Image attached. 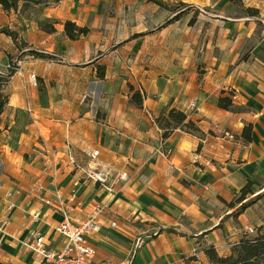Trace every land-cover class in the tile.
<instances>
[{
  "label": "crops",
  "instance_id": "obj_1",
  "mask_svg": "<svg viewBox=\"0 0 264 264\" xmlns=\"http://www.w3.org/2000/svg\"><path fill=\"white\" fill-rule=\"evenodd\" d=\"M161 1L187 7L58 0L36 15L39 5L6 12L0 6V27L27 44L20 48L0 32V66L10 56L18 62L0 114V222L9 221L0 233V264H30L20 240L60 220L28 193L34 182L67 192L81 169L108 172L111 191L87 182L77 185V195L105 206L90 241L95 259L109 264H178L203 233L219 244L220 222L232 210L222 200L235 198L248 179L254 193L264 185V0H240L257 17L229 12L230 0ZM42 19L57 20L55 31L40 29ZM65 20L89 32L70 40ZM29 48L51 58L23 53ZM231 91L232 102L248 111L218 107ZM134 92L140 106L130 100ZM171 109L202 135L178 127L163 139L156 119ZM246 123L253 126L248 143L240 136ZM150 234L132 258L134 240Z\"/></svg>",
  "mask_w": 264,
  "mask_h": 264
},
{
  "label": "built area",
  "instance_id": "obj_2",
  "mask_svg": "<svg viewBox=\"0 0 264 264\" xmlns=\"http://www.w3.org/2000/svg\"><path fill=\"white\" fill-rule=\"evenodd\" d=\"M15 66L14 60L7 61L0 66V75L7 74L10 69L14 70ZM30 81L36 84L34 74L30 75ZM190 106L195 107L194 100H191ZM167 153L171 154L170 148L167 149ZM97 155V151L89 153L92 159ZM67 157L69 162L74 164L75 160L69 148L67 150ZM81 172L82 176L78 184L94 182L109 191L112 190L108 184V172L97 168L81 169ZM124 176L125 174H122L120 178ZM78 184L69 188L67 192L56 187L52 189L45 188L38 182L30 185L28 193L35 196L60 216L57 224L50 226L47 232L31 231L27 237L20 240V245L32 256L30 264H109L95 259V255H97L96 249L90 241V236L100 229L101 224L99 220L104 211H106L105 206L101 202H96L92 199L86 201L80 200L77 195ZM8 206L10 210L13 204H9ZM8 222L6 219L0 222V233L2 236L5 235V228ZM110 225L115 227L116 221H111ZM152 235L150 234L147 237L138 236L134 240L132 250L134 252L139 250ZM50 236H55L58 239L57 245H52ZM1 245L2 239H0V249ZM124 264L132 263L128 262Z\"/></svg>",
  "mask_w": 264,
  "mask_h": 264
},
{
  "label": "trees",
  "instance_id": "obj_3",
  "mask_svg": "<svg viewBox=\"0 0 264 264\" xmlns=\"http://www.w3.org/2000/svg\"><path fill=\"white\" fill-rule=\"evenodd\" d=\"M58 2V0H0V6L3 10H18L19 6L21 8H26L29 5H46L48 2ZM153 3L158 4L161 7L166 9L176 11L178 9H182L187 7L184 3H178L176 6H168V4L162 2L161 0H150ZM240 2V0H237ZM241 4V2H240ZM243 13L249 16H256L258 14V10L256 8H245L242 10ZM182 11H180L176 16V18ZM193 20H190V24ZM58 23L57 20H46L42 19L38 21V25L40 29L51 33L55 31V24ZM63 31L65 36L70 40L79 39L82 36H85L89 29L87 27H80L75 22L71 20H65L62 22ZM0 32L9 36L16 46L20 48L26 47V42L21 41L20 43L17 40V33L9 29L8 27H0ZM34 57L39 58H51L50 55H47L43 52L36 51L32 48L23 52ZM14 70L10 69L7 74L1 76L0 75V114L2 113L6 103H7V95L4 92V85L6 84L8 78L13 74ZM102 75V74H100ZM234 97V92H229L228 95L220 96L217 101V105L219 108L232 111V112H243L248 111V108L244 105H237L232 102ZM130 100L134 102L136 105L140 106L142 104V99L140 94L137 92L132 93ZM158 126L162 129V138L168 137L170 132L175 128L184 129L186 132L195 133L198 135H202L199 128L190 120L186 119V115L177 110L171 109L168 111L166 115L160 116L156 119ZM252 125L250 123L244 124L241 131V138L246 143L251 142V131ZM253 180L248 179L244 186L240 189L239 194L233 198L231 201L227 202L222 200L223 203L228 208H234L239 204L237 208V214L242 213L247 207L250 206L252 202L250 200H246L248 195H252L254 193L253 189ZM259 231L256 232L253 236H244L239 240L234 242L229 248V252L226 255H220L218 251L213 247L209 246L203 250V253L208 258L209 262L212 264H264V232L259 228ZM168 231H171L168 229Z\"/></svg>",
  "mask_w": 264,
  "mask_h": 264
},
{
  "label": "rangeland",
  "instance_id": "obj_4",
  "mask_svg": "<svg viewBox=\"0 0 264 264\" xmlns=\"http://www.w3.org/2000/svg\"><path fill=\"white\" fill-rule=\"evenodd\" d=\"M232 5V9L228 10L231 13H241L242 10L245 8H242V4L238 2L237 0H230ZM31 6V5H29ZM44 5H39V7L36 9L35 14H39L40 8H42ZM4 27V26H3ZM10 60H14L16 63L15 69L17 67V58L9 57ZM32 74V73H31ZM37 82V80H36ZM246 200H250L252 202L249 207H247L242 213L237 214L236 210L239 206L236 205L234 208H232L231 213L224 216L222 218V221L220 222L221 227L224 229L222 232V240L219 242V244H215L212 242H209L208 239L204 237V233L196 237L197 239L194 241L193 249H189L188 251H184L182 254L178 255V264H212L209 262L208 258L203 253V250L209 246H213L220 255H226L229 251L227 249L230 248L234 242L239 240L241 237L244 236H253L256 234L258 229L260 228L262 232H264V185L260 187V190L258 192L253 193L252 195H248ZM242 215V216H240ZM224 225H222V224ZM162 229H158L156 234L160 233ZM154 234V235H156ZM154 235L149 238L146 243L154 237ZM145 243V244H146ZM133 250L131 253V257L133 258ZM129 256V260L131 258Z\"/></svg>",
  "mask_w": 264,
  "mask_h": 264
}]
</instances>
